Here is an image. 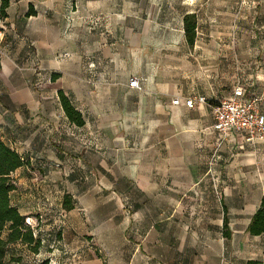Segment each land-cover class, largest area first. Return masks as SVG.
Wrapping results in <instances>:
<instances>
[{
  "label": "crops",
  "instance_id": "0c3cea01",
  "mask_svg": "<svg viewBox=\"0 0 264 264\" xmlns=\"http://www.w3.org/2000/svg\"><path fill=\"white\" fill-rule=\"evenodd\" d=\"M235 1L240 7L232 11L234 0H141L140 24L121 20L136 6L132 0H10L6 17H0V140L40 170L68 162L85 173H104L103 186L112 188L120 212L128 214L124 230L134 236L196 237L202 250L192 264L214 259L264 264V234L246 232L264 198V142L245 144L236 135L221 141L211 113L214 100L239 87L257 99L264 114V68H251L239 52L219 46L242 40L217 32L230 18L240 22L234 27L242 34L247 7ZM72 3L79 4L84 23L99 20L98 58L116 60L121 54L114 45L123 43L134 48L123 58L146 61L140 72L92 74L86 68L68 74V98L82 116L80 127L64 116L57 97L63 89L49 84V74H57L64 16ZM158 11L161 21L154 15ZM191 14L196 17L192 46L183 25ZM159 27L162 35L154 32ZM88 32L81 42L86 47L93 42ZM78 56L89 55L75 53L68 40V65ZM130 77L146 82L140 90L130 89ZM194 96L207 103L185 107L183 100ZM175 98L179 105L171 104ZM90 144L100 149L95 157Z\"/></svg>",
  "mask_w": 264,
  "mask_h": 264
},
{
  "label": "rangeland",
  "instance_id": "374dc122",
  "mask_svg": "<svg viewBox=\"0 0 264 264\" xmlns=\"http://www.w3.org/2000/svg\"><path fill=\"white\" fill-rule=\"evenodd\" d=\"M132 1L137 2L136 6L130 11L123 12L121 20L141 24V19L145 15L144 7L140 5L141 0ZM78 3L80 4V1ZM244 3L247 13L243 14L242 34L240 28L234 27L236 21L230 18L217 28V32L226 38L242 36L241 43H226L219 46L239 52L242 62L250 65L251 68L254 66L264 68V0H243V5ZM79 4L72 3L67 6L61 35L64 49L57 57L59 63L55 70L57 74H49L51 75L49 84L62 88V92L67 97L70 73H78L86 68L92 74H102L110 69H116L121 73L130 70L140 72L144 70L146 63L140 57L123 58L125 52L134 51L133 47L130 49L128 44L123 43L114 45L117 46L115 51L121 54L116 60L98 58L97 54L102 51V45L97 42V35H101L102 28L98 26L99 20L96 19H92L96 22L92 25L83 22ZM237 7H240V2L236 4L234 0L231 3V10L235 11ZM154 15L157 21H161L159 11ZM238 24L240 22L236 26H239ZM87 29L89 39L91 40L92 37L93 41L88 47L81 44ZM162 30L159 27L155 28L154 32L156 35H162ZM68 40L73 41L75 53L85 55L88 53V58L85 56L80 59L78 56L79 59L68 65ZM139 47L140 45H137V49ZM154 47L160 49L161 45L154 44ZM226 60L231 62L232 59ZM221 62L224 64L225 59ZM47 71L54 72V70ZM138 78L142 80V84H145L146 79ZM104 126L113 127L114 124L106 123ZM99 150L98 144L96 146L90 144L89 152L94 157L95 152ZM66 158L68 159V152ZM56 167L58 168L53 170H40L32 161L28 166L12 174L16 189L10 193L11 204L18 208L19 213L24 217V223L31 227L34 237L40 239L41 246L39 252L34 254L27 245L21 243L10 245L5 256L9 264L194 263L196 253L202 250V246L195 242L196 237L178 233L163 236H134L124 230L128 214L120 212L112 188H105L102 184L105 180L104 173L96 171L85 173L77 166L68 165V162L65 166L56 165ZM109 174L111 177L112 173ZM68 195L73 205V210L70 212L63 208L64 199L68 200L65 198ZM172 258L175 262L171 261ZM213 264H217L215 259Z\"/></svg>",
  "mask_w": 264,
  "mask_h": 264
},
{
  "label": "trees",
  "instance_id": "16d2710c",
  "mask_svg": "<svg viewBox=\"0 0 264 264\" xmlns=\"http://www.w3.org/2000/svg\"><path fill=\"white\" fill-rule=\"evenodd\" d=\"M10 0H0V17H6V10ZM184 35L190 46L193 45L196 32V17L194 14L185 15L183 18ZM59 102L66 118L80 127L83 119L79 112L72 106L69 98L62 91L58 92ZM29 165L14 150L9 148L0 140V264H9L5 256L12 244L21 243L27 245L29 250L36 254L39 252L40 239L34 237L31 227L24 223V217L19 213L17 207L11 204L10 193L16 189L12 174L19 168ZM64 199L63 208L65 211L73 209V205ZM223 229L226 238L230 237L228 231V220L223 219ZM246 232L251 236L264 234V198L261 199L259 208L251 217ZM251 264V262L249 263ZM253 264V263H252Z\"/></svg>",
  "mask_w": 264,
  "mask_h": 264
},
{
  "label": "built area",
  "instance_id": "2783aa9c",
  "mask_svg": "<svg viewBox=\"0 0 264 264\" xmlns=\"http://www.w3.org/2000/svg\"><path fill=\"white\" fill-rule=\"evenodd\" d=\"M1 44V38H0ZM142 80L136 77L128 79L130 89L140 90ZM211 113L214 120L213 129L221 141L230 139L231 135L238 136L245 144L264 142V114L258 109L257 99L246 96L242 88H235L231 95L214 100ZM207 103L204 97H190L183 100V105L189 109L196 105ZM179 105V98L171 101Z\"/></svg>",
  "mask_w": 264,
  "mask_h": 264
}]
</instances>
